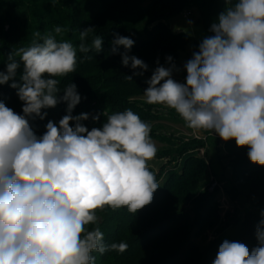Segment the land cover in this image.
<instances>
[{
  "label": "clouds",
  "instance_id": "obj_1",
  "mask_svg": "<svg viewBox=\"0 0 264 264\" xmlns=\"http://www.w3.org/2000/svg\"><path fill=\"white\" fill-rule=\"evenodd\" d=\"M94 30L80 31V53L102 51V37L88 43ZM63 31L56 26L42 38L37 32L30 46L8 54L0 71V85L15 89L23 102L20 114L0 101V264H95L93 253H123L126 242L106 244L97 210L126 207L136 213L160 187L148 163L158 151L150 122L126 109L89 130L82 123L89 113L73 115L82 99L77 86L70 83L58 96L56 77L77 68V47L57 40ZM209 31L183 65L184 83L173 78L174 64L157 62L145 102L175 110L191 130L235 140L247 147L251 163L264 167V0H235ZM134 43L116 34L112 52L123 46V66L143 75L148 65L129 55ZM61 102L66 114L58 124L49 120L38 136L30 120H43L42 110ZM99 118L92 116L94 122ZM260 216L257 246L226 239L213 264H264V210Z\"/></svg>",
  "mask_w": 264,
  "mask_h": 264
},
{
  "label": "trees",
  "instance_id": "obj_2",
  "mask_svg": "<svg viewBox=\"0 0 264 264\" xmlns=\"http://www.w3.org/2000/svg\"><path fill=\"white\" fill-rule=\"evenodd\" d=\"M234 2L235 0L229 3L226 0H0V71L6 70L9 53L30 46L37 39V32L42 38L53 32L56 26H60L64 31L57 36V40L70 41L77 47L76 71L56 77L60 81L58 96L63 95L67 85L74 83L82 97L73 115L89 113V119L82 122L89 130L92 127H102L108 114L126 109L133 110L141 119L153 124L158 117L148 106L137 102V98L148 87L147 79L133 75L134 70L130 66H123V46H117V52H112L115 35L134 40L129 55H135L147 65L156 68L158 63L166 67L174 64L178 68L179 50L188 36L185 32L173 31L165 20L178 12L198 8L207 36H210L211 24ZM46 3L47 6L44 5ZM89 27L95 29L89 36V44L92 36L102 37L100 53L91 50L84 54L78 50L79 33ZM202 39L196 40V51ZM168 56L173 58L171 62L167 61ZM16 59L19 60L18 57ZM22 67L21 64L17 80ZM0 101L22 114L23 102L16 95V90L7 84L0 85ZM66 107V103L61 102L55 108L43 109L42 112L47 113L43 120L39 117L30 120L35 133L42 135L49 120L58 124L66 114ZM94 115H99L98 121L92 120ZM71 126L74 127V122ZM225 146L233 154L237 172L244 175L247 181L251 180L252 188L247 194L256 206L255 213L248 215V218H252L241 221L233 232L217 233L208 244L201 245L195 239L203 219L196 223L194 214L189 212L185 215L184 233H176L177 240L170 241L172 232L166 228L169 220L160 217L157 221L163 213L157 212V205L166 199L167 194L158 196L160 192L156 190L152 202L136 213L129 212L126 207L97 210L99 227L104 233L106 244L126 242L128 248L123 253H93L96 257L95 264H213L220 244L226 239L244 243L249 249L256 247V225L261 219V210H264V167L251 163L247 147H237L235 140L225 142ZM183 167L180 174L183 173ZM169 179L168 177L164 182L168 183ZM233 185L244 188V181H234ZM227 192L230 193V189L227 188ZM182 216L180 212H176L170 218L172 221ZM160 242L166 244L165 249L154 253V248Z\"/></svg>",
  "mask_w": 264,
  "mask_h": 264
},
{
  "label": "rangeland",
  "instance_id": "obj_3",
  "mask_svg": "<svg viewBox=\"0 0 264 264\" xmlns=\"http://www.w3.org/2000/svg\"><path fill=\"white\" fill-rule=\"evenodd\" d=\"M186 12L190 13L188 17H185ZM165 23L173 31H182L188 36L179 50L178 70L173 72L174 77L184 78L186 71L183 65L196 51V40L206 37L207 30L198 8L178 12L168 17ZM152 70L155 67L148 65L147 71L140 76L149 80ZM137 102L148 106L158 117L151 124L150 133L158 151L148 163L160 185L158 196L167 194L166 199L157 205V212H163L157 221L160 217L169 220L166 228L172 232L170 241L177 240L176 233H184L185 215L189 212L194 214L196 223L203 219L195 239L201 245L208 244L217 233L233 232L241 221L252 218L248 215L255 213L256 206L247 194L252 188L251 180L247 181L244 175L237 172L233 154L226 148L225 142L212 132H196L187 128L175 110L163 105H149L144 95L139 96ZM182 167L183 173L180 174ZM168 177V183L164 182ZM238 180L244 181V188L233 185ZM176 212L183 216L171 221L170 217ZM165 246L162 242L158 243L154 253L165 249Z\"/></svg>",
  "mask_w": 264,
  "mask_h": 264
},
{
  "label": "built area",
  "instance_id": "obj_4",
  "mask_svg": "<svg viewBox=\"0 0 264 264\" xmlns=\"http://www.w3.org/2000/svg\"><path fill=\"white\" fill-rule=\"evenodd\" d=\"M189 14H190L189 12H186V13H185V17H188ZM173 78H174L175 80H177L178 82L184 83L186 77H184V78H178V77H174V76H173Z\"/></svg>",
  "mask_w": 264,
  "mask_h": 264
}]
</instances>
